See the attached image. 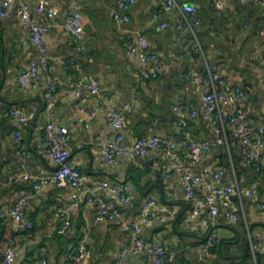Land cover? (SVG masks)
<instances>
[{
	"label": "crops",
	"instance_id": "0c3cea01",
	"mask_svg": "<svg viewBox=\"0 0 264 264\" xmlns=\"http://www.w3.org/2000/svg\"><path fill=\"white\" fill-rule=\"evenodd\" d=\"M47 1L49 6L28 0L35 22L47 16L49 7L56 11L46 20L49 29L45 35L53 69L42 75L44 85L55 81L58 86L50 113L46 110L44 87H22L17 81L22 69L33 62L39 63L29 27L17 13L19 1L12 4L6 18H0V115L13 108L29 110L37 106L38 113L41 111L34 119L36 123L33 120L27 126L9 116L0 120V215H8L20 197L32 192L24 217L34 224L33 230L15 235L16 222L11 216L0 221V260L14 239L19 247L15 264H37L42 258L49 264H151L150 255L146 251L136 252L123 229L126 221H136L143 227L145 242L162 244L175 252L173 264H264V211L261 210L264 152L259 172L245 165L242 146L234 139L228 124L229 109L222 107L209 115L203 104L206 91L183 80L191 69L206 76L207 64H221L226 89L238 86L245 92L237 106L257 126L264 125V0L260 4L253 0H225L222 9L217 8V0H182L196 7L201 19V25L193 33H182L188 48H183L177 39L180 11L159 16V0H136L130 12L131 22L126 25H118L113 17L122 0ZM72 12L84 15L82 40H76L63 27ZM164 23L166 28L162 27ZM127 32L134 40L138 35L146 36L150 50L159 53L167 64L158 79L142 77L143 70L152 65L127 54ZM197 44L203 54L192 53ZM90 79L100 82L102 94L110 96L111 102L99 105L100 99L92 96L86 86ZM126 106L132 107L122 129L126 143L151 135L180 140L184 136L178 126L180 119L187 121L185 131L191 140L211 142L209 150L198 160L187 159L181 147L176 153L195 174L206 169L224 171L222 183L233 185L237 191L233 197L241 217L237 223L225 218V207L218 202L219 216L205 224L198 220L191 226L189 216L193 203L187 198L174 161L162 153L148 151L137 158L120 157L112 166L104 162L103 145L118 134L110 127L109 113ZM177 106L195 110L198 117L191 120L188 113L175 111ZM213 119L218 120L220 133H216ZM49 122L69 130V161L86 179L83 202L71 210V223L64 232H59L58 210L71 205L72 190L47 187L33 192L31 181L13 180L22 166L43 176L56 170L47 157L48 144L44 140V128ZM19 131L23 133L21 147L15 141ZM102 181L127 186L131 205L124 208L117 196L98 191L97 183ZM196 192L199 196L204 194L200 187ZM86 195H100L112 206L122 209L125 218L105 221L95 227L90 235L91 254L77 262L70 259V248L95 212V207L84 201ZM150 199L157 200L159 207L152 209L149 220L145 221L141 207ZM201 212L204 214L206 208L201 207ZM251 228L253 251L242 259L226 258L244 253ZM212 231L219 235L221 252L218 247L203 255L205 238Z\"/></svg>",
	"mask_w": 264,
	"mask_h": 264
},
{
	"label": "built area",
	"instance_id": "2783aa9c",
	"mask_svg": "<svg viewBox=\"0 0 264 264\" xmlns=\"http://www.w3.org/2000/svg\"><path fill=\"white\" fill-rule=\"evenodd\" d=\"M15 1L0 0V18H6L9 15L12 4ZM18 1V16L29 27L32 44L39 55V63L33 62L29 67L22 69L17 81L22 87H44L46 110L50 113L54 105V97L58 86L55 81H50L44 85L42 75L49 74L53 69L48 55L45 35L49 29V24L46 20L49 17H53L56 11L54 7H49L47 16L43 17L41 21L35 22L32 19L31 6L28 0ZM37 1L49 6L47 0ZM159 1V16L164 17L173 13L175 10L180 11V22L176 26L178 30L177 39L183 48H188V42L183 39L182 33L184 31L193 33L201 25L197 8L189 3H182V0ZM253 2L260 4L261 0H253ZM135 3L136 0L120 1L113 14L114 20L118 25H126L131 22L130 12ZM224 3L225 0H217V8L222 9ZM63 27L76 40H82L85 35L84 15L81 12L68 14ZM162 27L166 28L167 24L164 23ZM126 52L130 56H138L142 63L152 65L151 68L143 70L142 77L144 79H158L167 68V64L160 59L159 53L150 50V42L144 35H138L136 40H134L132 35L127 32ZM192 53L203 54V49L200 44H197L192 49ZM183 80L197 85L200 89L206 91L203 95V104L209 115H213L222 107L229 109L228 124L232 128L234 139L242 146V160L245 165L259 172L263 166L264 125L257 126L237 106L238 101L245 97L244 90L238 86L230 90L226 89V82L222 76V65L218 63L207 64L206 76L198 74L195 70L191 69ZM86 86L92 96L100 99V106L111 102L112 98L110 96L102 94L100 82L97 79H90ZM75 95H79L78 90L75 91ZM131 109V106H126L125 108L113 110L109 113L108 119L110 127L117 131L118 134L114 139L107 141L103 145L102 157L104 162L112 166L120 157L137 158L143 156L148 151L162 153L174 161L175 171L181 175L187 198L193 203V209L189 216V224L191 226H194L198 220L205 224L219 216L221 209L218 206V202H221L225 207V218L230 223H237L241 219L233 202V197L237 194V191L233 185L222 183L224 171L219 169L214 172H209L206 169L200 174H195L176 153V149L181 147L184 149L187 159L198 160L203 153L209 150L211 142H196L191 140L189 134L185 131L188 126L187 121L180 119L178 126L184 131V136L180 140H175L172 136L151 135L138 138L131 143H126L122 129L124 128L127 112ZM174 110L179 113H188L191 120H195L198 117L195 110H190L185 106L174 107ZM38 111L39 108L37 106L29 110L13 108L4 115H0V120L3 116H9L17 120L22 126H27L36 118ZM217 124L218 120L213 119L212 125L216 133H220ZM22 140L23 133L19 131L16 133L15 141L20 147L22 146ZM44 140L48 144L47 157L56 166V170L50 175L43 176L33 173L26 166H22L15 174L13 180L14 182L31 181L33 192H38L47 187L70 188L72 190L71 205L68 208L58 210L60 220L59 232H64L71 223V210L80 207L83 202L82 193L86 179L81 171L74 168L69 161L70 149L68 148V143L71 140V135L67 128L56 127L51 122L47 123L44 128ZM219 142L223 143V140L219 139ZM167 177H169L168 174ZM197 187H200L204 191L203 196L197 194ZM97 189L100 192L106 191L117 196L121 200L124 208L131 205L132 196L127 186L102 181L97 183ZM252 193L255 194L256 189ZM32 196V192L25 193L16 201L8 215H0L1 222L6 221L7 216H11L15 220V235H21L34 228L33 222L24 217V210ZM84 199V201H87L95 207V212L93 217L86 221L81 237L70 248V259L77 262H80L91 254L90 235L95 227L105 221L125 218V213L122 209L112 206L100 195H86ZM158 207L159 203L155 199H150L142 205L141 214L145 221L149 220L152 209ZM201 207L206 208L204 214L201 212ZM261 210L264 211V204L261 205ZM123 229L134 243L136 252L146 251L150 255L151 264H173L175 261V252L167 246L154 242H145L142 237L143 227L136 221H126L123 223ZM220 243L219 235L212 231L208 235V239L204 241L202 254L205 255V253H208ZM18 255L19 247L13 239L6 247L0 264H15ZM37 264L49 263L46 258H42Z\"/></svg>",
	"mask_w": 264,
	"mask_h": 264
},
{
	"label": "water",
	"instance_id": "95a60500",
	"mask_svg": "<svg viewBox=\"0 0 264 264\" xmlns=\"http://www.w3.org/2000/svg\"><path fill=\"white\" fill-rule=\"evenodd\" d=\"M44 109V106L42 108V110ZM41 112V111H40ZM40 112L37 114L36 119L38 118ZM36 120H34V123ZM249 236L246 238V243H245V251L242 255H237V256H227L226 258L230 259V260H238V259H242L245 258L249 253H251L253 251V239L251 237L252 234V228L249 230ZM208 239V236L205 238V240ZM221 246L222 244L219 245V252H221Z\"/></svg>",
	"mask_w": 264,
	"mask_h": 264
},
{
	"label": "trees",
	"instance_id": "16d2710c",
	"mask_svg": "<svg viewBox=\"0 0 264 264\" xmlns=\"http://www.w3.org/2000/svg\"><path fill=\"white\" fill-rule=\"evenodd\" d=\"M220 244H221V243H220ZM220 244H219V245H220ZM219 245H218L217 247H214V250H216V248H218V247H219Z\"/></svg>",
	"mask_w": 264,
	"mask_h": 264
}]
</instances>
